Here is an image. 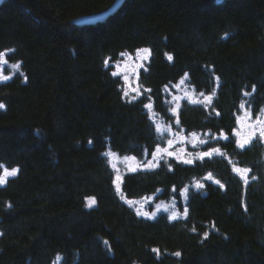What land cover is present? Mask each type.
<instances>
[{"label": "trees", "instance_id": "obj_1", "mask_svg": "<svg viewBox=\"0 0 264 264\" xmlns=\"http://www.w3.org/2000/svg\"><path fill=\"white\" fill-rule=\"evenodd\" d=\"M117 1L0 6V53L19 65L0 82V177L17 170L0 184V264H264V142L239 137L245 112L264 117V0H124L76 22ZM143 51L129 96L119 64ZM182 79L210 101L174 112ZM164 129L218 151L145 168ZM110 154L141 167L118 179ZM148 197L178 217L137 215L128 202Z\"/></svg>", "mask_w": 264, "mask_h": 264}, {"label": "rangeland", "instance_id": "obj_2", "mask_svg": "<svg viewBox=\"0 0 264 264\" xmlns=\"http://www.w3.org/2000/svg\"><path fill=\"white\" fill-rule=\"evenodd\" d=\"M146 56L147 52L143 51L138 53L136 57H128L126 61H123L119 64V70L123 74L126 82V94L129 96L137 97L141 95L133 77L135 75V72L137 71V66L140 62H142L144 58H146ZM17 73H19V65L8 63L6 57L3 55L2 59H0V82L5 81V79H3L4 77L10 78ZM170 99L174 112H176V110L184 102L193 104L208 103L210 101V96L195 92L188 86L187 80L182 79L172 88ZM160 129H162V127H160ZM240 129L241 131L239 137L242 141H244V143L253 141L258 138L264 142V137L260 135L261 130H264V117L252 119V116L249 113L245 112L240 120ZM164 130L165 133L169 135L168 138L172 143H167L164 149H162L160 152H157L154 156V159L151 162H148L145 165V168L152 167L153 163L155 165L163 157L169 158V156L167 155L168 152L172 153L171 157L182 160L191 157L201 158L200 153L202 152L210 153V155L207 156H212L214 154V152L212 151H201L193 153V149L198 144L199 146H203L206 143V140H202L201 137H187L183 134L176 135V132L171 129ZM110 162L118 177L121 175V173L123 174L127 171L135 170L141 167L140 163L132 158H121L119 156H113V154H110ZM2 178H4V180L6 181L7 176H2ZM130 205L133 206L137 210V212L141 213L142 215L143 213H148L147 217H154L160 213H168L173 219L174 214L175 217H178L179 215V213L176 211V203L174 201L156 203L155 197H148L139 201H134L131 202ZM152 207L153 209L150 210Z\"/></svg>", "mask_w": 264, "mask_h": 264}, {"label": "snow or ice", "instance_id": "obj_3", "mask_svg": "<svg viewBox=\"0 0 264 264\" xmlns=\"http://www.w3.org/2000/svg\"><path fill=\"white\" fill-rule=\"evenodd\" d=\"M3 55H4L3 53H0V59H2ZM168 59L171 60L172 57L169 56ZM15 67H18V66H15ZM3 79L7 80V79H9V78H8V77H4ZM4 107H5L4 104H0V109H3ZM260 135H261L262 137H264V130H261ZM224 139H227V137H224ZM168 143L171 144V143H172L171 140H169ZM240 147H244V145L241 144ZM160 151H161V150L158 148V149H157V152H160ZM212 151H213V152H216V151H218V149L213 148ZM167 155H168L169 157H171V156H172V153H171V152H168ZM207 155H210V153H208V152H202V153H200V157H201V159H202L204 156H207ZM181 162H182L183 164H192V163H193L192 160H188V159H185V160H183V161H181ZM169 168H170V166H169ZM245 171H247V170H245ZM16 172H17V170H15V169H13L11 172L5 171L4 176H5V177H6V176H9V175L14 176V175H16ZM209 178H210V177H209ZM118 179H119V177H118ZM3 183H5V180H4V178L0 177V184H3ZM217 183H219V181H217ZM196 187H197V188H202L203 185H201V184H197ZM221 187H222V185H221ZM93 202H94V201H93ZM128 203L131 204V201H129ZM185 214H187V209H185ZM137 215H141V213L138 212ZM143 215L148 216V213H143ZM149 218H151V217H149ZM175 218H176V217H175V214H174V215H173V219H175ZM206 238H207V234H205V239H206ZM105 243H107V242H105ZM175 255H176V256H180V253L177 252V253H175Z\"/></svg>", "mask_w": 264, "mask_h": 264}, {"label": "water", "instance_id": "obj_4", "mask_svg": "<svg viewBox=\"0 0 264 264\" xmlns=\"http://www.w3.org/2000/svg\"><path fill=\"white\" fill-rule=\"evenodd\" d=\"M123 1L124 0H118L116 4L112 6L109 10L103 13L97 14V15L83 17L77 20L76 22L81 23L83 25H91V24L102 22L108 17H110L112 14H114L117 11V9L121 6ZM3 2L4 0H0V6L3 4Z\"/></svg>", "mask_w": 264, "mask_h": 264}]
</instances>
